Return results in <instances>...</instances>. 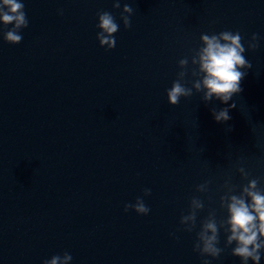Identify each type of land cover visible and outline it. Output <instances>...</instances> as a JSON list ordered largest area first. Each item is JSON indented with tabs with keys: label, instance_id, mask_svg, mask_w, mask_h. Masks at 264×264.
Returning a JSON list of instances; mask_svg holds the SVG:
<instances>
[{
	"label": "water",
	"instance_id": "1",
	"mask_svg": "<svg viewBox=\"0 0 264 264\" xmlns=\"http://www.w3.org/2000/svg\"><path fill=\"white\" fill-rule=\"evenodd\" d=\"M114 2L23 0L19 45L5 42L0 23V264L66 252L69 264H241L225 247L226 228L218 259L194 244L207 216L226 223L220 197L248 183L238 169L264 189V0H120L119 10ZM104 11L119 25L111 51L97 40ZM226 30L241 34L252 64L228 105L204 101L193 64L202 34ZM177 79L192 96L172 106ZM223 108L231 119L217 123L213 110ZM193 197L205 208L192 206L189 233L193 222L180 220ZM137 198L148 215L125 212Z\"/></svg>",
	"mask_w": 264,
	"mask_h": 264
},
{
	"label": "clouds",
	"instance_id": "2",
	"mask_svg": "<svg viewBox=\"0 0 264 264\" xmlns=\"http://www.w3.org/2000/svg\"><path fill=\"white\" fill-rule=\"evenodd\" d=\"M120 0H115L114 8L120 9ZM23 0H0V23L7 29L4 32V40L10 45H19L23 37L20 35L22 29L28 27V20L24 10ZM123 11L133 13V8L125 4ZM124 21L126 29L131 28L130 16L120 17ZM99 31L97 40L100 46L108 45L107 50L111 51L116 47L115 33L119 31V25L115 17L109 12L98 13ZM9 25L13 27L8 28ZM201 39L204 47L196 53L197 59H193V64H198L199 72L203 73L202 85L197 82L194 87L196 90L204 91V101L210 102L213 97L221 103L228 105L233 96L242 92L241 82L247 76L248 70L252 64L245 59L243 53L245 47L242 44V36L239 32L222 31L219 34H202ZM257 35L252 36L249 49L255 51L258 47ZM188 63L186 59L180 61L184 66ZM181 78L184 73H180ZM192 91L181 83L180 79L174 81L172 87L167 90L168 101L172 106L180 104L181 97H191ZM236 104L232 103L230 108H235ZM213 115L217 123L227 122L231 119L229 108H223L219 111L213 110ZM242 174V179L248 181L246 186L242 187L239 194L229 193L220 197V206L226 210L227 219L225 224L218 226L214 217H208L201 222L200 230L196 235L194 251L201 257H211L218 259L224 249L218 247L220 240L219 235L222 228H226L227 237L225 247L232 248V255L239 258L241 264H260L261 253L264 251V189L260 188V180L257 178L249 179V173L243 168L238 169ZM205 182L197 186L199 191H203ZM226 187L228 185H225ZM151 191L146 189L144 196H150ZM198 209H204L205 204L198 198L193 197L190 202V209L187 215H182L180 223L184 225L191 220L192 226L185 229L186 232H193L197 227L198 215L192 210V206ZM135 211L138 215L146 216L150 213V208L146 206L143 198H137L135 204H126L125 212ZM212 235L209 236L208 233ZM235 242V247L233 246ZM73 257L69 253L63 256L56 255L44 264H69ZM203 264H210L208 259L203 260Z\"/></svg>",
	"mask_w": 264,
	"mask_h": 264
}]
</instances>
